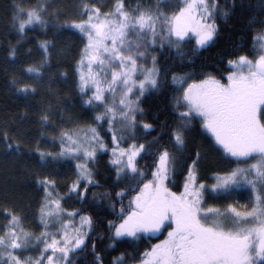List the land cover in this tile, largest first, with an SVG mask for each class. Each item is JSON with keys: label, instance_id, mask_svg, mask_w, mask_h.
I'll return each mask as SVG.
<instances>
[{"label": "snow or ice", "instance_id": "1", "mask_svg": "<svg viewBox=\"0 0 264 264\" xmlns=\"http://www.w3.org/2000/svg\"><path fill=\"white\" fill-rule=\"evenodd\" d=\"M52 8L49 0H13L12 25L23 37L29 29L46 32L55 19L51 27L79 36L83 46L74 69L75 83L92 123L61 129L51 140L58 143L55 153L37 146L42 167L51 161H75V179L65 195L52 176L36 180L43 192L37 210L39 232L26 228L27 217L15 208L0 209L7 221L0 225V264H74L72 257L88 249L95 230L93 215L82 213L91 207L99 219L104 211L96 193L91 202L88 198L90 189L99 187L89 165L109 151L116 181L129 179L130 186L103 194L116 215L107 221L108 247L164 236L139 252L134 264H264V29L253 35L251 55L242 54V48L234 51L218 75L194 70L172 73L168 87L175 122H161L156 137L139 143L138 127L146 135L156 130L152 123L137 120L138 114L144 115L141 103L161 90L168 75L155 50L176 49L181 58L188 56V65H194L192 57L213 46L219 36L217 18L227 20L233 13L221 10L218 0H137L135 7L115 0L108 12L81 0L78 18L60 22V13ZM185 44L193 45L191 55L183 51ZM51 47L49 40L39 42L44 59L25 69L33 79L42 78ZM17 51L13 47L9 55L15 58ZM18 91L28 95L36 88L24 84ZM40 121L48 125L49 115ZM197 125L222 158L237 166L213 173L214 182L207 184L201 181L196 152L183 190L173 191L177 153L185 150ZM123 132L132 140L127 147L121 146L126 139ZM105 135H110L111 148ZM163 135L173 150L160 143ZM7 147L20 151L19 144ZM145 157L152 158L148 169L139 166ZM243 192L248 194L244 211L233 204L223 209L205 206L206 194L226 199ZM73 197L81 208L64 207ZM91 251L93 264H103L94 242ZM124 259L121 254L113 264H124Z\"/></svg>", "mask_w": 264, "mask_h": 264}, {"label": "trees", "instance_id": "2", "mask_svg": "<svg viewBox=\"0 0 264 264\" xmlns=\"http://www.w3.org/2000/svg\"><path fill=\"white\" fill-rule=\"evenodd\" d=\"M34 3L35 0H32ZM53 4L50 11L60 13V22L71 21L78 18L81 0H49ZM102 8V11L112 10L115 0H90ZM147 3L148 0H145ZM221 10H228L233 14L227 20L217 18L220 27L219 36L215 44L192 59L194 65H188V56L181 58L176 49L157 48L154 52L160 58L162 70L167 72V78L163 81V87L158 92H153L141 103L144 115H137L138 121L152 123L155 131L145 134L138 127L136 136L139 143H148L160 132L161 122L172 125L175 116L171 107L170 95L172 89L168 87L172 73L183 74L188 71H200L219 74L226 67V60L234 58L230 54L243 49L242 54L251 55L253 35L264 28V0H218ZM13 0H0V209L15 208L21 215L27 217L25 227L35 232L38 227V208L43 196L42 190L36 185V180L43 176H52L57 181V189L61 195L67 193L68 185L75 179V161H51L47 167H42L36 152L37 146L43 152H57L58 143L51 142L53 136H58L61 129H71L76 123L91 124L92 121L82 107V97L76 88V76L74 69L79 58L80 48L83 46L78 35L71 30L51 27L56 23L50 20L49 29L45 32L40 28L29 29L21 37L12 25ZM126 3L135 7L137 0H126ZM233 5L235 8L233 10ZM134 38V37H132ZM49 40L54 47L49 49L48 63L42 69L41 79H33V74L27 73L28 66H37L44 59L43 50L39 48V42ZM192 44H185L183 51L189 55ZM17 48L15 58L9 55L11 48ZM29 49L31 50L29 52ZM150 64V61H149ZM219 70V71H218ZM62 73H66L64 76ZM16 81L17 83H13ZM24 84L36 88L35 93L24 95L18 88ZM86 98V97H85ZM49 115V124L42 125L40 117ZM103 134V131H102ZM126 137L122 147H127L132 142L127 139L128 132L120 133ZM7 137V141H5ZM105 140L111 148L110 135H105ZM7 143L19 144L17 153L7 147ZM160 143L172 149L167 135L160 138ZM196 152L200 153L198 164L199 175L202 182L209 183L213 173L223 172L234 168V162L222 158L209 139L201 135L198 125L188 140L185 150L177 153L176 171L172 176L175 183H170L173 191H181L187 167L192 159L196 158ZM111 153L99 155L94 164H90L99 182V187H92L88 193L89 201H92L93 193L97 194L99 202L103 204L104 211L100 218L90 207L82 214H92L95 225L91 233L92 240L88 249L83 253L73 256L74 264H93L94 256L91 251V243H95L97 253L103 260V264H113V261L124 255V264H134V257L144 251L150 244L158 243L159 239H143L129 243H118L116 247H108L107 221L115 220L116 215L108 208L109 201L104 193H113L130 186L129 179L116 181L115 169L110 164ZM152 163L151 157L139 160V166L148 169ZM134 194V193H133ZM127 204V197L124 200ZM206 203L221 206L234 204L243 206L248 204V194L234 193L228 198H215L206 194ZM64 207L72 210L81 208L82 205L73 197L66 200ZM119 204H117V211ZM6 218L0 212V225L6 223ZM103 237V239L101 238ZM35 254V253H29Z\"/></svg>", "mask_w": 264, "mask_h": 264}, {"label": "rangeland", "instance_id": "3", "mask_svg": "<svg viewBox=\"0 0 264 264\" xmlns=\"http://www.w3.org/2000/svg\"><path fill=\"white\" fill-rule=\"evenodd\" d=\"M264 29V28H263ZM237 165H235L234 167H236ZM241 167H245L246 165H244V164H241L240 165ZM214 181L212 180V178H211V180H210V182L209 183H207V184H211V183H213ZM183 190V186H182V189H181V191ZM179 192V191H178ZM233 204V203H232ZM234 205V204H233ZM205 206L206 207H208V206H215V207H219L218 205H213V204H205ZM227 206V205H226ZM226 206H221V207H219V208H221V209H223L224 207H226ZM237 206V205H236ZM238 207V210H240V211H244V210H246L245 209V207H243V206H237ZM77 219H79L78 217H77ZM165 235H166V233H165ZM157 243V242H156Z\"/></svg>", "mask_w": 264, "mask_h": 264}]
</instances>
